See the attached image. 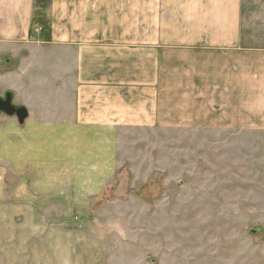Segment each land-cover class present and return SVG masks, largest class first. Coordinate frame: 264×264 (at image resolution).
I'll use <instances>...</instances> for the list:
<instances>
[{
	"label": "crops",
	"instance_id": "0c3cea01",
	"mask_svg": "<svg viewBox=\"0 0 264 264\" xmlns=\"http://www.w3.org/2000/svg\"><path fill=\"white\" fill-rule=\"evenodd\" d=\"M208 79L226 82L228 127L264 131V0H0V96L28 113L0 126L19 178L0 208L28 256L74 249L77 210L122 203L107 197L125 154L150 164L152 130L194 126Z\"/></svg>",
	"mask_w": 264,
	"mask_h": 264
},
{
	"label": "rangeland",
	"instance_id": "374dc122",
	"mask_svg": "<svg viewBox=\"0 0 264 264\" xmlns=\"http://www.w3.org/2000/svg\"><path fill=\"white\" fill-rule=\"evenodd\" d=\"M204 84L206 96L187 105L194 126L152 130L150 164L137 157L141 147L125 154L129 170L107 197L122 203L83 220L77 210L74 249L63 235L28 256L35 251L0 208V264H264V131L228 127L226 82ZM183 114L173 122L187 124ZM6 118L0 114V126ZM2 163L0 188L18 185Z\"/></svg>",
	"mask_w": 264,
	"mask_h": 264
},
{
	"label": "water",
	"instance_id": "95a60500",
	"mask_svg": "<svg viewBox=\"0 0 264 264\" xmlns=\"http://www.w3.org/2000/svg\"><path fill=\"white\" fill-rule=\"evenodd\" d=\"M0 113L9 117H16L17 122L20 125L24 123L28 115L25 108L13 105L10 93H7L4 98L0 97Z\"/></svg>",
	"mask_w": 264,
	"mask_h": 264
}]
</instances>
